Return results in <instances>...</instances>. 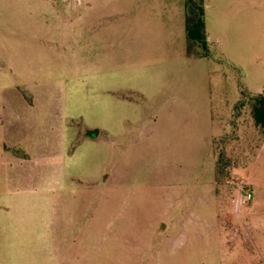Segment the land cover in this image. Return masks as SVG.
I'll use <instances>...</instances> for the list:
<instances>
[{"label":"rangeland","instance_id":"obj_1","mask_svg":"<svg viewBox=\"0 0 264 264\" xmlns=\"http://www.w3.org/2000/svg\"><path fill=\"white\" fill-rule=\"evenodd\" d=\"M203 1L191 59L187 0H0V264H264V0Z\"/></svg>","mask_w":264,"mask_h":264},{"label":"trees","instance_id":"obj_2","mask_svg":"<svg viewBox=\"0 0 264 264\" xmlns=\"http://www.w3.org/2000/svg\"><path fill=\"white\" fill-rule=\"evenodd\" d=\"M204 16L205 5L203 0H187V53L191 59L211 57ZM254 97L253 118L256 125L264 133V96L258 95Z\"/></svg>","mask_w":264,"mask_h":264},{"label":"crops","instance_id":"obj_3","mask_svg":"<svg viewBox=\"0 0 264 264\" xmlns=\"http://www.w3.org/2000/svg\"><path fill=\"white\" fill-rule=\"evenodd\" d=\"M207 38H208V42L210 45L208 33H207ZM211 57H212V54H211ZM258 95H261V94H256L254 96H258ZM142 97H143V99L148 100V97L146 95L143 94ZM174 101L180 102L182 106H184L186 104V101L184 99L178 97V96L174 99ZM186 118L187 117H182V120H185ZM258 128H259V126H258ZM81 137L85 138V137H89V135L86 136V134L85 135L83 134V135H81ZM22 184H23V178L20 179V177H18L16 192L12 193V194H10V193L8 194L6 205L0 204V228L7 230L13 224L12 221H15L18 224V222H20L22 220L23 212L21 211V207H22L21 205H23V200L21 199L22 197H20L21 192L19 190L20 185L22 187ZM7 221H9V222H7ZM168 228H169L168 225L167 226L163 225L162 228L160 229V232H164V231L168 230Z\"/></svg>","mask_w":264,"mask_h":264},{"label":"built area","instance_id":"obj_4","mask_svg":"<svg viewBox=\"0 0 264 264\" xmlns=\"http://www.w3.org/2000/svg\"><path fill=\"white\" fill-rule=\"evenodd\" d=\"M252 198H253V196H252V194H251L250 192H248V193L246 194V196H245L246 201H251Z\"/></svg>","mask_w":264,"mask_h":264},{"label":"water","instance_id":"obj_5","mask_svg":"<svg viewBox=\"0 0 264 264\" xmlns=\"http://www.w3.org/2000/svg\"><path fill=\"white\" fill-rule=\"evenodd\" d=\"M98 135V131H93V132H90L89 133V136L90 137H95V136H97Z\"/></svg>","mask_w":264,"mask_h":264}]
</instances>
